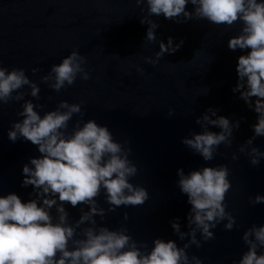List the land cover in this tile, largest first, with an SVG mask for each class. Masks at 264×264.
Returning <instances> with one entry per match:
<instances>
[{"label": "water", "instance_id": "1", "mask_svg": "<svg viewBox=\"0 0 264 264\" xmlns=\"http://www.w3.org/2000/svg\"><path fill=\"white\" fill-rule=\"evenodd\" d=\"M186 10L194 11V6L189 3ZM141 17L159 25L156 41L146 39L148 25L141 24ZM179 19L183 21V17ZM241 27L239 21L228 27L206 19L177 22L162 14L148 16L147 4L137 5L136 0H0V64L9 71L24 69L40 88L36 99L24 86L20 90L26 93L24 100L44 105L36 109L41 115L55 110L61 101L80 104L83 117L73 115L69 133L78 120L92 119L107 126L117 142L130 141L129 160L138 168L130 182L144 187L149 198L143 205H122L108 212L110 205L102 190L96 199L106 215L95 219L110 230L127 228L126 234L138 247L147 244L142 251H150L156 238L175 240L178 247L188 243L187 237L180 240L174 234L170 223L178 217L181 231L189 230L191 206L177 186V170L181 168L188 174L205 166L227 165L231 188L224 203L236 220L230 231L224 229L227 221L211 229L215 238L206 242L198 232L201 247L186 249L190 259L196 256L202 264L238 262L248 250L243 233L253 225H264V203H250V198L264 196V158L259 166H252L248 156L239 151L254 135L257 114L232 91L238 80V57L250 51L228 47L229 39L238 35ZM169 37L174 44H183L175 53H165L157 60L160 41L167 44ZM73 50L86 58L84 68L90 79L78 75L72 85L57 92L41 78ZM146 57L157 62L147 63ZM33 69H37L35 74ZM24 100L9 101L0 110V196L15 193L28 202L35 198L34 189L22 186V170L40 153L30 141L8 138L13 123L23 119L17 114ZM210 107L233 123L239 120L240 127L234 129L231 147L221 144L214 159L206 162L182 139L202 130L195 121ZM210 130L220 131L216 127ZM253 146L264 152V136L256 137ZM233 153L237 160L232 159ZM64 206L69 224L79 219L81 209L88 210L87 205ZM52 214L55 216L54 208Z\"/></svg>", "mask_w": 264, "mask_h": 264}, {"label": "clouds", "instance_id": "2", "mask_svg": "<svg viewBox=\"0 0 264 264\" xmlns=\"http://www.w3.org/2000/svg\"><path fill=\"white\" fill-rule=\"evenodd\" d=\"M136 3L147 4L148 16L162 14L177 22L196 18L228 27L238 21L242 23L239 34L229 39L228 47L233 51H250L238 57V80L232 91L238 92L239 98L257 114V123L252 126L254 135L239 151L248 156L252 166H259L264 152L253 146V141L264 136V0H136ZM189 3L194 11L186 10ZM140 22L148 25L146 39L156 41L155 29L159 25L148 17H141ZM182 44L183 41L174 44L171 37L167 44L160 41V51L155 54L157 60L165 53H175ZM145 60L151 64L157 62L150 57ZM85 63L86 58L73 50L61 63L51 66L42 82L59 92L72 85L78 75L88 80L90 74L84 68ZM32 71L35 74L37 69ZM24 86L31 89L32 97L39 99L40 88L24 69L9 71L0 64V110L9 101L24 100L26 93L20 91ZM43 107L24 100L22 111L17 114L23 119L14 122L8 132L13 142L23 138L37 146L40 156L31 158L22 170V186H33L35 198L23 202L15 193L0 196V264H202L200 258L190 259L186 252L192 245L201 247L197 233L206 242L215 238L211 229L221 222L227 221L225 230L235 226V217L226 211L224 203L231 188L227 165L205 166L188 174L183 168L177 170V186L191 206L187 232L181 231L178 217L170 222L180 240L188 238L183 247H178L175 240L156 238L150 251H142L147 249V244L138 247L126 234L127 228L110 230L98 225L95 217L103 219L106 215L96 199L102 190L110 205L108 212L122 205H143L149 198L144 187L130 182L138 172L129 160L130 141L117 142L107 126L92 119L78 120L69 133L73 115L83 117L80 104L61 101L55 110L41 115L36 109ZM217 112L216 108H208L195 121L202 130L192 131L182 139L187 148L206 162L214 159L221 144L231 147L234 129L240 127L239 120L233 123ZM169 115H173L171 110ZM210 127L220 131H211ZM232 159L237 160L238 156L233 153ZM250 203H264V196L256 195L250 198ZM65 204L87 205L88 210L81 209L79 219L69 224ZM124 219H128L127 213ZM242 239L248 250L233 264H264V252H259L264 248V225H253L243 233Z\"/></svg>", "mask_w": 264, "mask_h": 264}]
</instances>
